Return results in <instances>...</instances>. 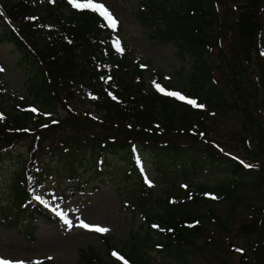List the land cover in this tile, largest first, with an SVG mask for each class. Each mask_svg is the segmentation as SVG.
I'll use <instances>...</instances> for the list:
<instances>
[{
	"label": "trees",
	"instance_id": "16d2710c",
	"mask_svg": "<svg viewBox=\"0 0 264 264\" xmlns=\"http://www.w3.org/2000/svg\"><path fill=\"white\" fill-rule=\"evenodd\" d=\"M0 7L13 23L0 43L11 47L28 93L21 98L0 85V165L14 154L21 162L10 181L11 205L3 209L9 223L26 231L42 214L32 201L37 182L108 173L101 183L114 182L121 201L143 218V233L133 234L123 248L132 264H154L151 251L171 261L166 264H190L201 235L202 249L213 256L223 250L229 257L239 254L237 264H264V206H254L238 227L215 207L227 196L237 200L241 186L264 185L261 155L244 145L247 161L255 164L244 167L209 145L173 140L196 139L218 111L239 110L245 93V85L236 83L240 76L246 74L256 90L251 70L244 68L264 69L258 53V46L264 53V0H142L141 24L157 44L176 48L185 76L180 80L144 69L126 48L122 26L113 30L98 14L77 10L68 0H0ZM117 40L123 51L117 50ZM216 53L233 88H221L213 67ZM242 59L238 69L235 64ZM157 84L203 107L167 96ZM150 162L159 182H151L143 170ZM207 170L228 181L184 184ZM81 264L117 262L110 253L103 258L94 250L82 253Z\"/></svg>",
	"mask_w": 264,
	"mask_h": 264
},
{
	"label": "rangeland",
	"instance_id": "374dc122",
	"mask_svg": "<svg viewBox=\"0 0 264 264\" xmlns=\"http://www.w3.org/2000/svg\"><path fill=\"white\" fill-rule=\"evenodd\" d=\"M40 1L46 3L52 0ZM96 2L105 5L116 20L123 24L124 33L122 36L128 47L134 52L136 59L140 58L142 62L150 64L155 71L161 69L166 75H174L177 80L185 77L181 70L182 63L175 54L176 48L172 44H157L150 39L149 34L141 24L139 12L142 7V0H96ZM6 24L4 19L0 21V36L9 28ZM252 45L251 58L253 59L256 54V40L255 42L252 41ZM243 61L245 59L239 60L235 64L240 66L238 69H241ZM259 61L260 65L264 67L263 60ZM190 65L191 61L186 63L185 68L189 70ZM0 66L5 71V75L2 76L5 88L10 93L13 92L20 97H28L23 82V73L16 66V56L12 54L9 45L1 43ZM213 67L221 78V88L226 90L230 85L233 88L234 83L224 77V75L230 77V74L225 67L221 66L217 53L214 56ZM246 69L251 70L250 78L256 83V90L251 87L249 82L247 84L246 74L236 80V83L245 85V93L242 94V99L238 101L239 110L228 115H221L218 111L216 116L209 118L206 122L209 126V128L203 129L206 132H197L195 134L197 136H193L196 139L181 137L173 140L202 147L209 145L214 149H212L213 151L220 155L242 161L248 159L243 150L244 145L247 147L248 141L252 149H247L261 155V166L264 169V85H262L264 69L261 70L259 67L253 70L252 66L248 64L244 70ZM149 70L153 71L150 68ZM237 96L234 95L238 99L240 95L237 93ZM254 122H257L259 126L255 125ZM147 160L149 161L148 156ZM116 162L113 160L110 165H114ZM251 163L250 165H252ZM20 167L21 162L15 154L13 160L0 165V258L12 261L13 264L19 261H23L24 264H34L35 261H40L41 264L45 261H51L53 264H81V255L84 251L96 250L99 256L105 258L110 252L120 253L123 251L126 241L133 234L143 233L144 222L142 217L134 214L119 200L113 185L114 182H112L113 184L101 183L107 179L108 173L104 176L91 175V183L87 185L91 192L86 190L75 197L63 195L70 185L67 181L64 180L62 184L55 186L50 185L51 181L48 182L46 189L34 197L39 196V199L35 198L36 203L57 219L51 220L46 216L37 215L33 220V226L26 224V231L21 226L16 225L15 222L9 223L8 219L5 218L3 209L9 208L8 206L11 205L10 181L12 175L16 174ZM170 170L172 174L176 173L175 169ZM145 171L151 180L154 179L155 182H159V173L152 167V164H147ZM89 174L83 175L85 181L89 179ZM190 176L191 178L187 180L189 183L198 180L202 183L210 181L209 183L212 182L214 185L218 182L226 183L228 181L227 177L210 171H202ZM128 185L130 186L131 183ZM95 188L98 190L94 191ZM156 189H160L158 185ZM49 191L54 192L52 194ZM236 195H238L237 200L227 196V200L218 203L215 207L225 216L234 218L232 222L236 224L235 227H238L245 224L248 216H252L254 206H264V185L258 184L256 188L241 186L236 189ZM234 204L236 208L232 213ZM61 211L67 219L72 221L73 226L71 228L57 214ZM80 221L107 228L109 231L101 234L85 230L78 226ZM23 223L25 221L22 222V225ZM201 236L203 238L198 240V246L194 249L193 256L189 258L190 264H237L239 262V254L229 257L226 251L217 250L219 256H213L207 250H203L200 243L204 242L205 236ZM106 238L108 240L104 241ZM258 253L263 254L262 246H258ZM150 254L154 259V264L171 263L153 251Z\"/></svg>",
	"mask_w": 264,
	"mask_h": 264
},
{
	"label": "snow or ice",
	"instance_id": "6c2138e0",
	"mask_svg": "<svg viewBox=\"0 0 264 264\" xmlns=\"http://www.w3.org/2000/svg\"><path fill=\"white\" fill-rule=\"evenodd\" d=\"M53 2H54V0H53ZM68 3L71 4L77 10H80V11L88 10V11H91V12L98 14L100 17L103 18V20L107 23V25L110 28H112L113 30H115L118 27V21L113 16V14L106 8L105 5H103L102 3L96 2V0H68ZM115 46H116L117 50L123 51V49L120 46L119 40H117L115 42ZM262 54H264V53H262ZM0 71H3V69H0ZM155 87H156L157 91L163 92L167 96H173L177 100L184 101L185 103L190 104L193 107H201V108L203 107L202 105H197L195 100L187 99L186 97H184L183 95H181L179 93L165 91L158 84L155 85ZM113 99H115V97H113ZM31 111L36 112V109H31ZM2 119H3V117L0 116V120H2ZM241 163H243V161H241ZM244 167H252V165L244 164ZM145 179H146V182L150 183V181H148L147 177H145ZM35 198L39 199V196H37ZM213 199H215V197H213ZM57 214L59 216H61V218L64 220V223L66 225H68L69 228H71L73 226L72 221L66 218L63 211L58 212ZM78 226L85 229V230L96 232V233H101V234H105L109 231V229H107V228L96 226V225H90V224L85 223L83 221H80ZM153 227H157V226L154 225ZM112 255L117 257V259L121 260L123 262V264H128V262L126 260H124L123 257L119 256L118 253L113 252ZM0 264H13V262L0 258ZM15 264H24V262L19 261V262H15ZM34 264H41V262L35 261Z\"/></svg>",
	"mask_w": 264,
	"mask_h": 264
}]
</instances>
